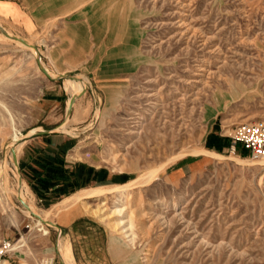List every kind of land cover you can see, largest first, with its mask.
Wrapping results in <instances>:
<instances>
[{"label":"rangeland","instance_id":"374dc122","mask_svg":"<svg viewBox=\"0 0 264 264\" xmlns=\"http://www.w3.org/2000/svg\"><path fill=\"white\" fill-rule=\"evenodd\" d=\"M96 3L98 11L114 8L116 35L93 48L91 62L59 77H46L33 51L0 37V263L61 264L59 255L69 264L57 249L64 239L55 244L61 236L70 245L64 231L56 236L54 225L26 216L17 198L7 165L16 132L23 136L15 167L37 210L84 188L128 182L187 152L148 183L132 187L119 216L108 217L117 205L114 194L85 199L101 214L89 213L77 201L50 216L56 225L68 210L98 221L116 251L126 253L113 264H264V165L250 164L245 149L231 152L226 145L237 127L264 121V0ZM129 5L136 17L130 28L141 33L126 39ZM0 23L24 37L6 20ZM41 31L36 35L47 47L50 22ZM34 46L47 73H53ZM108 52L118 53V60H106ZM128 53L132 57L124 60ZM115 69L119 72L110 79L93 77L96 70ZM71 97L73 106L66 111ZM49 98H56L55 104H40ZM34 128V134H26ZM25 145L38 147L37 168L22 160ZM196 147L224 157L191 154ZM74 149L85 154L69 156ZM180 159L199 166L191 175L167 180L166 170ZM116 174L122 179L114 180ZM117 217L130 236L112 225ZM113 242L106 245L112 252Z\"/></svg>","mask_w":264,"mask_h":264},{"label":"crops","instance_id":"0c3cea01","mask_svg":"<svg viewBox=\"0 0 264 264\" xmlns=\"http://www.w3.org/2000/svg\"><path fill=\"white\" fill-rule=\"evenodd\" d=\"M82 2L83 0H0V18L21 31L24 37L32 38L34 45L38 47L39 52L41 51L43 60L52 67L57 77L58 74L73 71L83 63L91 62L93 48L103 40L110 41L116 35V21L112 12L114 8L109 5L98 11L96 0H87L85 5ZM131 11L132 7L129 5L127 12L130 15H128L127 26L125 27L127 31H124L126 39L130 38L133 33L135 36L141 33V30L137 28L136 30L130 28V21L136 19ZM47 21L50 22V41L52 42L45 47V41L42 40L46 39L41 36L38 37L36 34L42 32V26L47 24ZM35 38H39L40 42L35 41ZM117 54L109 53L110 56H106L105 59L109 61L114 58V61H117ZM132 55V53L125 54L123 59L128 60ZM114 72L118 74L119 71L117 69L112 71L96 70L93 77H105L101 79L104 81L106 77H109V79L113 77ZM98 84L104 85V83ZM49 102L55 104L56 98L42 99L40 104L46 105ZM50 138L52 139V136ZM220 140L222 141L223 138ZM228 144L229 140L226 144L227 147ZM36 149L38 147L35 146L33 149L27 145L24 147L22 154L24 163H29L34 168H37L34 159V155L38 152ZM83 154L85 153H80L77 149L69 152V156H83ZM195 161L180 159L170 169L166 170L165 178L172 181L185 172L191 175L193 170L199 166V163H195ZM114 177V180L122 179L119 174ZM61 218L62 221L58 223L59 233L64 231L67 238H69L71 250L70 253L67 240L63 238V245H59L60 248L57 249L63 255L62 260L64 262L68 261L69 264H73L74 260L77 264H113L123 256L125 257L126 253H123L122 249L116 251L115 242L111 238L109 239L103 230H100L98 221H95L92 217L85 213H75L68 210L61 214ZM103 238H105L104 241ZM109 240L113 242V252L109 251L106 246ZM64 250L66 254L63 253ZM119 253L124 255L120 256Z\"/></svg>","mask_w":264,"mask_h":264},{"label":"bare ground","instance_id":"6f19581e","mask_svg":"<svg viewBox=\"0 0 264 264\" xmlns=\"http://www.w3.org/2000/svg\"><path fill=\"white\" fill-rule=\"evenodd\" d=\"M14 36L12 33H10L5 27H3L0 23V37L3 38H8V39H12L15 42L17 41V43H19L21 46L28 48L29 50L33 51V53H37V48L35 46H32L26 39H24V42L21 41L20 39H14ZM39 62V66L40 68H42V71L49 75V76H54L56 75L54 72L53 73H47V71L44 68V63L42 62V60H38ZM66 89L67 90H71L70 87V80L69 78H66ZM75 97H71V99L67 102V106L69 105V107L73 106L72 104L74 103ZM67 118V116H66ZM73 118V117H72ZM74 119V118H73ZM61 128H65L66 129V123H64ZM36 129H34L33 131H30L26 134H30V133H34ZM56 130V128H55ZM23 136V134H21ZM21 135H17V133L15 132L12 136L13 141L15 142H19L17 144H15L13 141L9 144L8 146V155L9 158L8 160V168L14 172V177H15V186L17 187V192L19 194V197L17 196V198L19 200L24 201V206L26 207L24 209V213L26 214V216L29 217H34L37 218V222H42L44 224H48L51 226H56V224L54 222H51L50 216L53 214H56L60 209H68L71 205H73L75 202L77 201H82L84 203V207L88 210L89 213L91 214H101L100 209L96 210V209H92L90 208V205L88 203V201H86L85 199L87 198H100V196H106L109 194H114L115 195V200L117 201V205L115 206L114 210H112L110 212V214H108V217L110 219H112L113 216H117L118 214H120L123 210L122 204L124 199H126L127 195L129 194V192L132 190V187L134 186H139V185H143L148 183V181L150 179H152L153 177L156 176L157 172L161 171L164 167L165 164H167L168 162L179 158V156H181L182 154L187 153L186 151L180 152L178 155L169 158L168 160L164 161L163 164L159 165L157 168H153L150 170H148V172L146 173H141L140 175H137L136 177L132 178V180L122 183V184H115V185H108V186H100V187H94V188H84L76 193H73L71 195H69L68 197L64 198L61 202L55 203L53 204L50 208L47 209H41V210H37L35 209V205H33L32 203V193L31 191H29L30 189L27 188L24 180L22 179V177L19 175L18 171H17V166L15 167V159L18 158V153L19 150L21 148V143H22V136ZM27 136V135H26ZM191 154H195V153H201L204 154V156H206L207 159L211 160V158L213 159H221L223 156V154L215 152L213 150H208V149H204L202 147H196L195 149H192L189 151ZM88 155V153H87ZM229 158L232 160H236L239 161L241 163L244 162H250L247 158H240V157H234L233 155L229 154ZM251 160V159H250ZM258 164V165H264V158H259V160L256 161H251L250 164ZM113 195V196H114ZM26 197L28 199H26ZM119 216V215H118ZM124 219L118 218L115 219L112 223V225L114 227H119L120 231L124 233V235L126 236H130L131 234H129V232L127 231V224L124 223L123 221ZM130 220H129V225H130ZM131 226V225H130ZM61 238V240L64 238H62L61 236H59L56 239L55 244L57 245L59 239ZM133 239V238H132ZM60 240V241H61ZM131 240V239H130ZM129 240V241H130ZM60 243V242H59ZM58 243V244H59ZM68 245V249L70 250V245L67 242ZM71 253V251H70ZM58 255V254H57ZM72 256V254H71ZM58 258L60 260V263H62L60 256L58 255ZM73 259V256H72ZM0 264H5L4 261L1 262ZM73 264H74V260H73Z\"/></svg>","mask_w":264,"mask_h":264},{"label":"built area","instance_id":"2783aa9c","mask_svg":"<svg viewBox=\"0 0 264 264\" xmlns=\"http://www.w3.org/2000/svg\"><path fill=\"white\" fill-rule=\"evenodd\" d=\"M229 138V151L233 152L238 146L245 149L253 161L264 158V121L244 123Z\"/></svg>","mask_w":264,"mask_h":264},{"label":"water","instance_id":"95a60500","mask_svg":"<svg viewBox=\"0 0 264 264\" xmlns=\"http://www.w3.org/2000/svg\"><path fill=\"white\" fill-rule=\"evenodd\" d=\"M20 39L21 41H23L24 42V38L21 36L20 37V35L19 36H14V39ZM32 46H34L33 44H32ZM35 59H36V61H38L39 60V57H38V54L36 53L35 54ZM40 67V66H39ZM41 70H42V68H40ZM44 75L46 76V77H51V76H49V75H47V74H45L44 73ZM61 75H63V74H58L57 75V77H59V76H61ZM54 77V76H53ZM55 77H56V75H55ZM69 109H70V107H69V105L67 106V109H66V111H69ZM40 132H44V130H40ZM31 134H34V133H31ZM20 201V203H22L23 205H24V201H22V200H19ZM56 227V236L57 235H59V226L58 225H56L55 226ZM56 238V237H55Z\"/></svg>","mask_w":264,"mask_h":264},{"label":"trees","instance_id":"16d2710c","mask_svg":"<svg viewBox=\"0 0 264 264\" xmlns=\"http://www.w3.org/2000/svg\"><path fill=\"white\" fill-rule=\"evenodd\" d=\"M88 178H89V176L88 175H84V177H83V180L84 181H87L88 180ZM67 196V195H66Z\"/></svg>","mask_w":264,"mask_h":264}]
</instances>
